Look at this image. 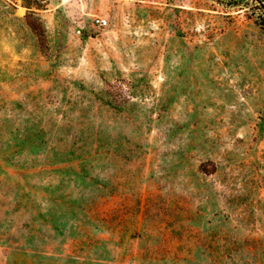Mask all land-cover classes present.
I'll return each mask as SVG.
<instances>
[{
	"label": "rangeland",
	"instance_id": "374dc122",
	"mask_svg": "<svg viewBox=\"0 0 264 264\" xmlns=\"http://www.w3.org/2000/svg\"><path fill=\"white\" fill-rule=\"evenodd\" d=\"M34 3L0 0V264H264L249 6Z\"/></svg>",
	"mask_w": 264,
	"mask_h": 264
},
{
	"label": "trees",
	"instance_id": "16d2710c",
	"mask_svg": "<svg viewBox=\"0 0 264 264\" xmlns=\"http://www.w3.org/2000/svg\"><path fill=\"white\" fill-rule=\"evenodd\" d=\"M45 1L46 0H34V4L40 7ZM227 2L229 6L241 5L243 3L249 6V9L255 14L257 21L260 25L264 26V0H227ZM33 5L29 7H33Z\"/></svg>",
	"mask_w": 264,
	"mask_h": 264
},
{
	"label": "built area",
	"instance_id": "2783aa9c",
	"mask_svg": "<svg viewBox=\"0 0 264 264\" xmlns=\"http://www.w3.org/2000/svg\"><path fill=\"white\" fill-rule=\"evenodd\" d=\"M95 21L98 25L105 27L108 24V19L105 17L97 16Z\"/></svg>",
	"mask_w": 264,
	"mask_h": 264
}]
</instances>
